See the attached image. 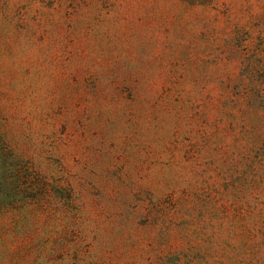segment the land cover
Wrapping results in <instances>:
<instances>
[{
  "label": "rangeland",
  "instance_id": "obj_1",
  "mask_svg": "<svg viewBox=\"0 0 264 264\" xmlns=\"http://www.w3.org/2000/svg\"><path fill=\"white\" fill-rule=\"evenodd\" d=\"M0 264H264V0H0Z\"/></svg>",
  "mask_w": 264,
  "mask_h": 264
},
{
  "label": "trees",
  "instance_id": "obj_2",
  "mask_svg": "<svg viewBox=\"0 0 264 264\" xmlns=\"http://www.w3.org/2000/svg\"><path fill=\"white\" fill-rule=\"evenodd\" d=\"M191 1H198L199 3H205V2H207L208 0H191Z\"/></svg>",
  "mask_w": 264,
  "mask_h": 264
}]
</instances>
